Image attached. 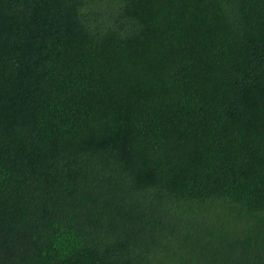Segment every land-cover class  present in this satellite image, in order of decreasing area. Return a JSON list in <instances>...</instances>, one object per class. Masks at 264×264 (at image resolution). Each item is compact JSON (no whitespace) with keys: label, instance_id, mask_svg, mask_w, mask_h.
Masks as SVG:
<instances>
[{"label":"trees","instance_id":"16d2710c","mask_svg":"<svg viewBox=\"0 0 264 264\" xmlns=\"http://www.w3.org/2000/svg\"><path fill=\"white\" fill-rule=\"evenodd\" d=\"M192 226L264 264V0H0V264H208Z\"/></svg>","mask_w":264,"mask_h":264},{"label":"rangeland","instance_id":"374dc122","mask_svg":"<svg viewBox=\"0 0 264 264\" xmlns=\"http://www.w3.org/2000/svg\"><path fill=\"white\" fill-rule=\"evenodd\" d=\"M184 234H190L192 238L199 239L195 246L199 243L203 245V247H210L211 253L208 255L207 263L213 264L216 260H218V256H216L215 250L220 249L221 241L224 237L230 239L231 241L234 237L230 234L229 229L223 228L221 230H214L213 227L206 226V227H195L192 226L191 228L184 230ZM194 241L193 239H190ZM187 247V245H183ZM191 246V245H190ZM215 249V250H214ZM200 260L199 257L192 254L182 253V259L179 261V264H199Z\"/></svg>","mask_w":264,"mask_h":264}]
</instances>
